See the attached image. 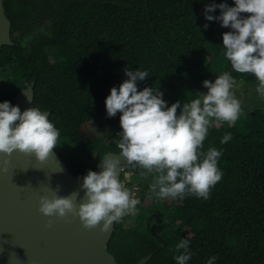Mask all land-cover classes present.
I'll return each mask as SVG.
<instances>
[{"label":"trees","instance_id":"trees-1","mask_svg":"<svg viewBox=\"0 0 264 264\" xmlns=\"http://www.w3.org/2000/svg\"><path fill=\"white\" fill-rule=\"evenodd\" d=\"M11 2L0 105L33 81L34 108L49 111L36 128L76 176L159 123L152 103L173 114L219 81L264 91V0ZM99 118L109 139L82 141V126ZM175 136L182 149L171 139L127 170L141 191L112 208L107 249L119 264L148 253L146 264H264V110L241 111L211 90ZM67 140L80 144L78 156L60 150Z\"/></svg>","mask_w":264,"mask_h":264},{"label":"water","instance_id":"water-1","mask_svg":"<svg viewBox=\"0 0 264 264\" xmlns=\"http://www.w3.org/2000/svg\"><path fill=\"white\" fill-rule=\"evenodd\" d=\"M10 43V21L0 0V48ZM221 83L204 87L191 105L173 114L152 103L159 123L148 125L134 144L104 152L91 173L79 176L36 128L49 111L34 108L33 81L18 89L11 105H0V264H119L107 242L121 173L151 163L155 150L182 124L193 123ZM150 257L133 264H146Z\"/></svg>","mask_w":264,"mask_h":264},{"label":"rangeland","instance_id":"rangeland-1","mask_svg":"<svg viewBox=\"0 0 264 264\" xmlns=\"http://www.w3.org/2000/svg\"><path fill=\"white\" fill-rule=\"evenodd\" d=\"M0 79H1V76H0ZM213 90H214V95H216L218 99H222L223 101L227 102L229 105L234 106L241 111L245 109H252L254 106H260L264 110V91H259L258 89L251 87L250 85L244 82H240L238 80H231L228 84L219 85ZM81 132H82L81 133L82 141H85L89 138H93L95 136L101 137L102 139L107 141L112 133V127L109 125V123L107 122L105 118H99L94 121L85 123L82 126ZM59 144H60V147H59L60 150L65 152L67 155L71 157H76L81 153L80 144L76 142L75 140L73 141L67 140ZM183 146L184 145L179 140V138H177V136H174L172 138V142L170 143V147L172 149L180 150L183 148ZM56 147L58 148V146ZM86 162L88 163V165H92L94 162L93 156L87 159ZM122 176L125 182L127 183L130 180L135 181L133 178L136 175L131 171L125 170L123 171ZM138 189L141 191L139 186L136 188V190L138 191ZM127 190L128 192L126 193L125 186H124L123 191H125L126 194L128 193L129 195L133 194L130 191L129 187L127 188ZM136 199H134V201H136ZM138 201L144 204L150 203V199H147V197L142 194H140ZM121 202H123V205H124V201L122 197L119 198L118 201H116L114 205L119 207ZM134 205H135V202H134Z\"/></svg>","mask_w":264,"mask_h":264},{"label":"flooded vegetation","instance_id":"flooded-vegetation-1","mask_svg":"<svg viewBox=\"0 0 264 264\" xmlns=\"http://www.w3.org/2000/svg\"><path fill=\"white\" fill-rule=\"evenodd\" d=\"M11 0H2V6H3V9H4V13L5 15L7 16V18L9 19L10 21V39L12 41V35L15 34L14 32H12V21H11V18H10V11H11V4L13 2L10 3ZM30 1H34L38 4V6H41L43 2H45L46 0H30ZM33 13V11H32ZM33 15L30 16V18L32 17ZM35 16V14H34ZM30 20V19H29Z\"/></svg>","mask_w":264,"mask_h":264},{"label":"built area","instance_id":"built-area-1","mask_svg":"<svg viewBox=\"0 0 264 264\" xmlns=\"http://www.w3.org/2000/svg\"><path fill=\"white\" fill-rule=\"evenodd\" d=\"M123 182H124V183H123ZM122 186H123V187L125 186V190H126V193H127V192H128L127 188H128L129 186L127 187V183L125 182L124 179L122 180ZM136 188H137V186L134 185L132 189H130V188H129V189H130V191L134 194L135 191H136ZM126 193H125V191H123V189H122L121 197L123 198L124 205H123V202H121L119 207L116 206V205H115V207L120 208V207H123V206H127L128 203L125 201V199H126V198H129V199L131 200L133 194H132V195H129V193H128V194H126Z\"/></svg>","mask_w":264,"mask_h":264},{"label":"clouds","instance_id":"clouds-1","mask_svg":"<svg viewBox=\"0 0 264 264\" xmlns=\"http://www.w3.org/2000/svg\"><path fill=\"white\" fill-rule=\"evenodd\" d=\"M122 173H123V172H122ZM122 173H121V174H122ZM122 180H123V178H121V193H122V189H123V186H122ZM119 198H121V195L119 196ZM119 198H118V199H119ZM118 199H117L116 201H118ZM116 201H115V202H116ZM114 204H115V203H114ZM113 207H115V205H113ZM113 207H112V208H113ZM112 213H113V212H112ZM113 217H114V216H113Z\"/></svg>","mask_w":264,"mask_h":264}]
</instances>
